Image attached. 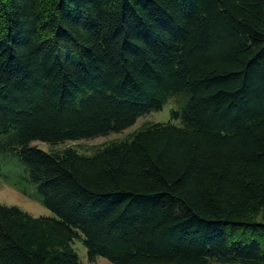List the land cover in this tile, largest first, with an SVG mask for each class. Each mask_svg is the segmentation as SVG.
<instances>
[{"label":"trees","instance_id":"16d2710c","mask_svg":"<svg viewBox=\"0 0 264 264\" xmlns=\"http://www.w3.org/2000/svg\"><path fill=\"white\" fill-rule=\"evenodd\" d=\"M0 178V264H264V0H0Z\"/></svg>","mask_w":264,"mask_h":264},{"label":"rangeland","instance_id":"374dc122","mask_svg":"<svg viewBox=\"0 0 264 264\" xmlns=\"http://www.w3.org/2000/svg\"><path fill=\"white\" fill-rule=\"evenodd\" d=\"M173 102H169L164 105L162 110L149 113L145 116L140 117L136 123L125 129L120 133H111L105 136H99L90 139H81L76 141H66L57 145H50L48 143L36 141L33 145L40 149L49 150H64L66 148H74L80 153L90 154L93 153L97 148L102 147L114 141H120L127 138L130 134L140 129L147 123L156 122H168L171 120V109L173 108ZM22 168V164L13 157H9L8 163L5 164V170L9 171L11 175H15ZM0 205L17 206L20 209L30 213L31 215L38 216H55L54 213L43 206L39 201L27 197L13 187L8 186L0 178ZM74 250L77 252L81 260L88 264L87 249L81 241H75L73 244ZM95 264H112L108 259L104 257L97 258ZM219 264V263H214Z\"/></svg>","mask_w":264,"mask_h":264}]
</instances>
